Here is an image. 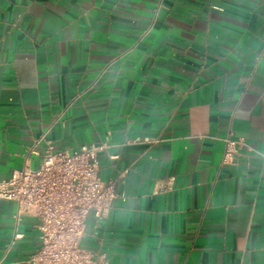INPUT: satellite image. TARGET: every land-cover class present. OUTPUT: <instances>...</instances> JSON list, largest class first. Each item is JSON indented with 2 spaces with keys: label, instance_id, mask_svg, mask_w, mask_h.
Returning a JSON list of instances; mask_svg holds the SVG:
<instances>
[{
  "label": "crops",
  "instance_id": "0c3cea01",
  "mask_svg": "<svg viewBox=\"0 0 264 264\" xmlns=\"http://www.w3.org/2000/svg\"><path fill=\"white\" fill-rule=\"evenodd\" d=\"M227 138L244 140L233 165ZM101 143L117 198L86 249L264 264V0H0V181ZM16 213L0 200V264L40 246Z\"/></svg>",
  "mask_w": 264,
  "mask_h": 264
},
{
  "label": "built area",
  "instance_id": "2783aa9c",
  "mask_svg": "<svg viewBox=\"0 0 264 264\" xmlns=\"http://www.w3.org/2000/svg\"><path fill=\"white\" fill-rule=\"evenodd\" d=\"M148 142L155 146L160 139ZM224 142L223 164L233 165L244 140L227 138ZM109 149L107 143L83 145L74 152L55 153L49 147L38 167L25 165L0 181V200L17 205L16 223L23 218L36 221L40 246L23 264H110L106 253L84 246L89 217L96 223L103 221L117 198L116 182L101 178L100 155ZM109 158L116 161L120 156ZM22 237L15 235L16 240Z\"/></svg>",
  "mask_w": 264,
  "mask_h": 264
}]
</instances>
